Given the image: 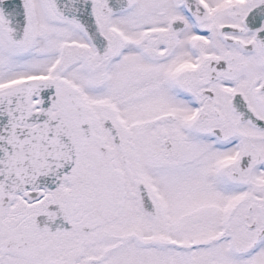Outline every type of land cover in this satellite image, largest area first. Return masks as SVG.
<instances>
[{"label":"snow or ice","instance_id":"1","mask_svg":"<svg viewBox=\"0 0 264 264\" xmlns=\"http://www.w3.org/2000/svg\"><path fill=\"white\" fill-rule=\"evenodd\" d=\"M0 264H264V0H0Z\"/></svg>","mask_w":264,"mask_h":264}]
</instances>
